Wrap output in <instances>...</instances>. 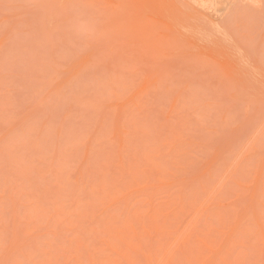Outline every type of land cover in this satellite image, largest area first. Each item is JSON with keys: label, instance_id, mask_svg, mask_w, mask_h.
<instances>
[{"label": "rangeland", "instance_id": "1", "mask_svg": "<svg viewBox=\"0 0 264 264\" xmlns=\"http://www.w3.org/2000/svg\"><path fill=\"white\" fill-rule=\"evenodd\" d=\"M0 264H264V0H0Z\"/></svg>", "mask_w": 264, "mask_h": 264}]
</instances>
